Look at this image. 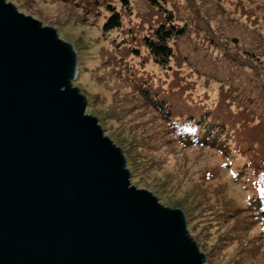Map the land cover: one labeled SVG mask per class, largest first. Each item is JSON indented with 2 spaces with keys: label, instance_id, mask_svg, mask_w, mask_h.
Returning a JSON list of instances; mask_svg holds the SVG:
<instances>
[{
  "label": "water",
  "instance_id": "water-1",
  "mask_svg": "<svg viewBox=\"0 0 264 264\" xmlns=\"http://www.w3.org/2000/svg\"><path fill=\"white\" fill-rule=\"evenodd\" d=\"M55 29L0 0V264H204L182 210L134 185Z\"/></svg>",
  "mask_w": 264,
  "mask_h": 264
},
{
  "label": "rangeland",
  "instance_id": "rangeland-1",
  "mask_svg": "<svg viewBox=\"0 0 264 264\" xmlns=\"http://www.w3.org/2000/svg\"><path fill=\"white\" fill-rule=\"evenodd\" d=\"M5 1L38 20L41 26L54 28L59 38L72 45L77 56L72 85L86 97L85 113L97 118L103 135L124 155L127 146L121 141H124L122 138L128 140V125H123V120L107 117L106 113L110 110L109 103L125 90L120 88L115 95L113 88L104 82L108 77L103 74L107 64L101 63L99 57L101 46L111 48L114 38L119 47L123 37L118 31L102 34L106 12L100 3L104 0H99L97 12L92 16L76 5L57 0ZM107 1L117 9L122 8L119 0ZM128 1L132 11L123 16V26L137 27L151 10L145 0ZM165 6L173 11L177 23L185 25L186 33L177 40L176 59L171 60L168 67H159L149 60L144 68L166 88L173 89L174 83L186 84L185 95L191 94L194 100L205 95L209 102L217 101L219 93L224 92L233 97L234 105L249 109L256 119L264 122V0H165ZM139 49L143 54V47ZM247 49L254 51L257 58H248ZM133 64L139 66V60H133ZM95 93L99 94L97 98ZM144 116L146 114L137 118L138 125L150 123L141 122ZM168 145H156L151 153L144 155L140 154V148L134 147L132 153L139 154L135 160L131 159L132 153L130 161L124 155L129 179L140 189L151 192L157 200L183 211L187 232L204 254V264H208L207 253L195 236L203 225L199 223L201 218L195 216L187 221L191 195L199 192L193 184L201 180L199 176L205 169H210L211 179L206 181L207 186L223 191L234 206H245L252 193V179L244 174L242 166L245 157L211 145ZM244 235L250 238L248 247L259 245L257 250L251 251V257L240 264H264L261 258L264 255V221L251 225ZM235 244V241L228 242L225 254L210 258V264L240 261V256L231 250Z\"/></svg>",
  "mask_w": 264,
  "mask_h": 264
},
{
  "label": "trees",
  "instance_id": "trees-1",
  "mask_svg": "<svg viewBox=\"0 0 264 264\" xmlns=\"http://www.w3.org/2000/svg\"><path fill=\"white\" fill-rule=\"evenodd\" d=\"M57 1L76 5L89 16L95 15L99 6V0ZM119 1L122 7L119 9L107 0L100 3L106 12L102 34L118 31L123 38L119 47L114 38L111 48L101 46L99 57L101 63L107 64L103 74L108 77L104 82L113 88L115 95L120 88L125 90L107 105L110 110L106 113L107 117L123 120V125H128V140L122 138L124 141H121L127 146L124 155L130 161L134 147L140 148V154L144 155L151 153L156 145L169 144L172 147L211 145L245 157L244 174L252 179V193L245 206H234L223 191L210 189L206 181L211 179L212 172L205 169L199 176L201 180L193 184L199 192L192 193L187 212V221L195 216L201 218L199 223L203 225L195 236L207 253L208 264L210 258L225 254V245L230 241L236 242L231 250L240 256V261L235 262L240 264L251 257V251L257 250L259 245L248 247L250 238L244 233L251 225L264 221V194L260 191L264 189V122L256 119L249 109L234 105L233 97L224 92L212 103L205 95L195 100L191 94L185 95L186 84L174 83L173 89L164 87L144 67L149 60L159 67H168L170 61L176 59L175 44L186 33L185 25L177 23L173 11L166 8L165 0H145L151 11L137 27L125 28L122 18L132 9L128 0ZM246 52L248 58H257L254 51L247 49ZM133 60H139V66L133 64ZM98 96L95 93V97ZM142 114L146 116L141 122L149 121V124L136 123ZM132 154V160L139 155ZM261 258L264 259V255Z\"/></svg>",
  "mask_w": 264,
  "mask_h": 264
},
{
  "label": "snow or ice",
  "instance_id": "snow-or-ice-1",
  "mask_svg": "<svg viewBox=\"0 0 264 264\" xmlns=\"http://www.w3.org/2000/svg\"><path fill=\"white\" fill-rule=\"evenodd\" d=\"M260 191H261V194H264V189H261Z\"/></svg>",
  "mask_w": 264,
  "mask_h": 264
}]
</instances>
